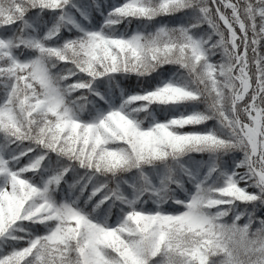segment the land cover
I'll use <instances>...</instances> for the list:
<instances>
[{
    "label": "snow or ice",
    "instance_id": "6c2138e0",
    "mask_svg": "<svg viewBox=\"0 0 264 264\" xmlns=\"http://www.w3.org/2000/svg\"><path fill=\"white\" fill-rule=\"evenodd\" d=\"M0 264H264V0H0Z\"/></svg>",
    "mask_w": 264,
    "mask_h": 264
},
{
    "label": "trees",
    "instance_id": "16d2710c",
    "mask_svg": "<svg viewBox=\"0 0 264 264\" xmlns=\"http://www.w3.org/2000/svg\"><path fill=\"white\" fill-rule=\"evenodd\" d=\"M177 16H179V14H177ZM175 19H176V18H174V17H165V18L162 19V22H164V23H172V22L175 21ZM136 26H137L136 23L133 22V24H132V28H135ZM168 67H169V66H165V69H167ZM131 83H132V84H135V79H133V80L131 81ZM153 83H154V81H153Z\"/></svg>",
    "mask_w": 264,
    "mask_h": 264
}]
</instances>
